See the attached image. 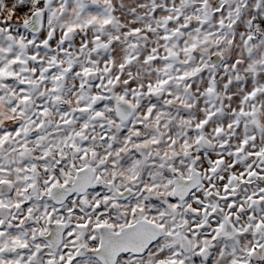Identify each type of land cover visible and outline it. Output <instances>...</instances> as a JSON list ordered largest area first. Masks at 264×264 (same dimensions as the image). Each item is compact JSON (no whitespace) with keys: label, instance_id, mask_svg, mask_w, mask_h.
<instances>
[{"label":"snow or ice","instance_id":"6c2138e0","mask_svg":"<svg viewBox=\"0 0 264 264\" xmlns=\"http://www.w3.org/2000/svg\"><path fill=\"white\" fill-rule=\"evenodd\" d=\"M0 264H264V0H0Z\"/></svg>","mask_w":264,"mask_h":264}]
</instances>
